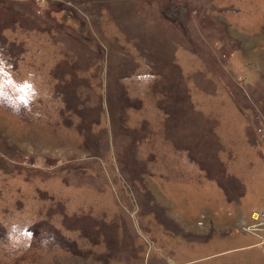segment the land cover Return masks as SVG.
<instances>
[{
    "label": "rangeland",
    "instance_id": "rangeland-1",
    "mask_svg": "<svg viewBox=\"0 0 264 264\" xmlns=\"http://www.w3.org/2000/svg\"><path fill=\"white\" fill-rule=\"evenodd\" d=\"M264 0H0V264H264Z\"/></svg>",
    "mask_w": 264,
    "mask_h": 264
},
{
    "label": "built area",
    "instance_id": "built-area-1",
    "mask_svg": "<svg viewBox=\"0 0 264 264\" xmlns=\"http://www.w3.org/2000/svg\"><path fill=\"white\" fill-rule=\"evenodd\" d=\"M259 141L264 149V136H259ZM252 219L255 223V228H259L264 224V206L252 212Z\"/></svg>",
    "mask_w": 264,
    "mask_h": 264
}]
</instances>
